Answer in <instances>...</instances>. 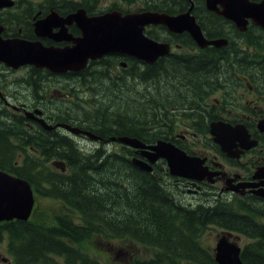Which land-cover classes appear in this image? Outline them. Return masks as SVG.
Here are the masks:
<instances>
[{"label":"flooded vegetation","instance_id":"flooded-vegetation-1","mask_svg":"<svg viewBox=\"0 0 264 264\" xmlns=\"http://www.w3.org/2000/svg\"><path fill=\"white\" fill-rule=\"evenodd\" d=\"M134 1L0 0V38L4 41H18V45H30L36 50H71L82 44L83 30L93 19L112 13L132 15L140 10L175 17L185 14L191 8L190 15L199 26L203 39L207 43L226 39L227 44L220 47L209 44L200 47L198 40L188 32H171L163 25L145 27V36L163 45L167 51L154 63H143L146 73L144 93L147 113L175 115L171 120L172 125L159 126L158 132L165 139L148 140L145 144L154 146L158 141L171 144L193 158L195 167L197 166L196 172L201 170L205 178L196 181L173 176L166 160L150 162L149 157H140L130 148H127L128 155L121 157L130 161L137 157L145 161L151 168L150 172H145L149 174V184L153 182L159 188L166 189L177 206L196 213L198 209L230 208L241 217H249L253 211H263L264 199L255 192L264 189V74L257 71L263 65L261 60L255 59L258 54L247 46V34L240 32L233 24L225 28L216 27L215 18L222 17L208 11L205 0H143L142 7L136 10ZM254 30L259 31L256 27ZM218 34L224 36L217 37ZM252 37L259 36L252 33ZM134 61L133 57L110 54L89 61L87 67L95 64L103 71L102 67L110 63L113 67L109 70L110 74L117 78L126 75L127 80H133ZM121 64L125 66L122 67ZM183 68L190 72L184 82V77L178 75ZM166 69L170 72L178 71L172 76ZM3 72L20 73V76L6 78ZM158 73L163 75L162 82L158 81ZM82 78L81 74L73 72L54 74L47 69L30 65L12 69L0 63V134L5 132L4 126H9L10 132L7 135L9 133L12 143H18L22 134H25L29 138L26 142L37 146L35 150L32 147L29 150H18L16 162L23 160L24 153L25 156H39L38 146L44 144L43 138H62L76 146V142L81 140L85 142L84 146L88 148L89 155L98 145L105 157L120 156L123 146L118 142L119 136L105 140L95 135L97 139L90 140L84 134L76 135L61 126L68 125L87 131L65 123L64 121L69 122V117L66 118L64 112L58 113L54 109L55 102L67 106L79 99L77 94L84 90L76 89L75 83ZM182 85L189 86L191 91L182 93ZM178 120L181 123L178 124ZM113 129H116L115 133L118 132L117 123ZM146 132L152 136L154 127L147 124ZM221 137L225 141L218 143L217 139ZM40 158V161L46 159L42 156ZM52 163L61 173L65 172L63 165ZM35 193L39 198L53 199L44 193ZM62 205L67 211L68 208ZM64 214L70 216L67 212ZM254 220L264 225V216L255 217ZM223 232L228 233L234 240L240 236L244 238L242 234L234 231ZM201 238L202 235L200 239L187 236L184 242L181 238L177 242L179 245H186L185 256H193L197 243H201L204 248ZM5 239L0 237V244ZM131 239L137 249L133 246L132 251L129 248L126 253L121 250L115 253L116 258L124 255L122 257L127 259L128 264H145L158 252L164 256H167V252L179 257L183 255L180 248L179 251L170 252L164 244L163 251L161 246L151 247ZM138 247L143 248L149 255L144 258ZM214 247L215 245L204 249L214 255ZM80 253L97 264H116L111 257L108 262L103 256L101 259L87 252ZM37 263L68 264L64 256L54 255ZM0 264H13V260L8 253L6 257L0 252ZM77 264L88 262L80 258Z\"/></svg>","mask_w":264,"mask_h":264},{"label":"trees","instance_id":"trees-1","mask_svg":"<svg viewBox=\"0 0 264 264\" xmlns=\"http://www.w3.org/2000/svg\"><path fill=\"white\" fill-rule=\"evenodd\" d=\"M135 2L143 5V0ZM214 24L219 28L232 26L221 18H215ZM252 28L254 27L251 26L245 33L247 42L258 54L255 59L261 60L264 66V31L259 29L261 36L252 37ZM133 66L134 79L130 82L135 83L134 87L129 84L126 75L119 78L107 75L102 82L101 72L104 69L105 72L109 70L112 67L110 63L102 67L103 71L94 64L78 72L83 78L75 85L85 89L90 99H87L84 105H78L75 112L77 119L73 123L105 140L113 136L136 138L143 143L165 139L158 132L159 126L172 125V117L169 114L147 113L144 93L145 67L137 61L133 62ZM263 66L257 71L264 74ZM178 75L184 77V82L190 72L183 68ZM104 87L110 90L119 89L117 92H121L124 99L115 96L104 97ZM180 91L189 92L191 88L182 85ZM102 92L103 103H99L95 98ZM115 123L118 131L116 133V129H113ZM147 124L154 127L152 136L146 132ZM4 129L5 132L0 134V170L27 181L33 190L60 201L74 213L80 214L83 220L79 225L69 217L59 215L53 217L51 224L15 221L0 226V237L2 234L7 235V250L13 257L14 264H38L37 261L41 263L51 255L64 256L68 264H77L80 258L88 264H97L78 250L85 241L94 236L113 239L128 237L151 247H162L165 244L170 252L179 251V248L183 250L180 257L170 255L169 252L164 256L158 252L145 264H216L213 256L201 247V243H197V246L194 244L193 256H185L186 245H179L177 242L180 238L184 242L187 236L200 239L208 225L242 234L249 240L241 252L242 263L264 264V225L254 220L255 217L264 216V210L253 211L249 217H241L230 208L198 209V213L181 209L175 205L166 189L159 188L153 182L149 184V174L134 167L129 159L121 157L128 155L126 147L121 148L117 158L105 157L98 146L90 155L83 156L71 141L43 138L44 144L38 146L39 154L47 160L51 157L57 161L62 160L61 162L66 163L65 171L70 175L44 169V173H36L40 168V160L29 159L24 153L23 160L16 162V155L18 150H29V147L35 150L37 146L26 142L29 138L25 137V134H22L18 143H12L9 133L7 135V132H10L9 126H4ZM109 162L121 165L126 176H120V171L114 167L109 169ZM57 165L61 163L57 162ZM128 179L131 181L129 188L125 185ZM114 206L119 208V220L112 214ZM162 250L165 251V248L162 247Z\"/></svg>","mask_w":264,"mask_h":264},{"label":"water","instance_id":"water-1","mask_svg":"<svg viewBox=\"0 0 264 264\" xmlns=\"http://www.w3.org/2000/svg\"><path fill=\"white\" fill-rule=\"evenodd\" d=\"M206 5L210 11H215L232 21L242 32L246 30L249 20L264 30V0L259 3H252L249 0H206ZM217 5L221 6V11ZM149 24L165 25L173 32L186 31L192 37H199L202 40L199 28L189 13L177 17L145 12L125 17L109 14L86 24L82 44L76 49L42 51L32 49L30 45L24 46L26 45L24 43L20 46L17 44L18 41H4L0 38V63L13 69L22 65H34L53 73L79 72L85 68L88 60H95L108 54H119L152 64L158 57L164 55L165 51L162 45L144 37L143 29ZM226 43V40H220L212 44L220 47ZM199 45H204V42H199ZM61 126L76 135L84 134L90 139H96L91 132L80 131L68 125ZM118 141L135 149L141 157H149L150 162H155L159 158L165 159L170 173L174 176L196 181L205 178V175L199 177L195 175L197 166L195 167L193 158L185 156L169 143L160 141L155 146H147L135 138L128 137H121ZM223 141L225 140L222 137L217 139L218 143ZM132 163L142 171H150L148 164L141 159L134 158ZM255 194L264 198V189ZM33 205V192L27 181L0 171V223L13 220L27 221ZM240 255V247L229 242L226 236L218 240L214 257L217 264H243Z\"/></svg>","mask_w":264,"mask_h":264},{"label":"rangeland","instance_id":"rangeland-1","mask_svg":"<svg viewBox=\"0 0 264 264\" xmlns=\"http://www.w3.org/2000/svg\"><path fill=\"white\" fill-rule=\"evenodd\" d=\"M135 2V1H134ZM141 7L139 3H136L135 2V10L137 8ZM113 68V67H112ZM112 68H110L109 70H111ZM109 70H107L105 72V69L103 72H101V81H105L107 75H112L114 76V74H110L109 73ZM178 71V70H176ZM175 72H170L168 69H166V72L172 76H175ZM4 73V76L6 78H16V77H19L20 76V73H9V72H3ZM133 79H134V76H133ZM163 75L161 73H158V81L159 82H162L163 80ZM167 79V78H166ZM168 80V79H167ZM129 81V84L131 86L134 87L135 83H131L130 81L132 80H128ZM168 81H172V80H168ZM131 86L128 85V88L129 90H131ZM76 89H80L78 86H76ZM123 90H125V88L123 87L122 88ZM10 90H12L10 88ZM84 92H80V94L78 93L77 96L79 97V99H76L74 101V103H71V104H67V106L63 105L61 102H55L54 103V109L55 111H57L58 113H61V112H64V115L67 117H69V122L68 124L72 125V126H77L76 124L73 123L74 120L77 119V115H75V112L77 111L78 109V105L83 103L84 105V102H86L87 99H90L87 97V92L85 91V89H83ZM104 92H105V95L104 97H110V96H115V97H119V98H123L124 97L122 96L123 94H120L121 92H117L119 91V89H113V90H110L109 88L107 89V87H104L103 88ZM162 92V91H161ZM103 95V92L101 94H99L98 97L95 98L96 101H98L99 103H103V98H101ZM105 100V99H104ZM172 117V119L175 117V115H170ZM177 123H181L180 120L177 121ZM92 133V132H91ZM79 142H76L78 145H74L76 146V150H78L80 152L81 155L83 156H88L89 153H88V148L84 146L85 142H82L81 140H78ZM74 144V143H73ZM98 145L95 146V148L97 147ZM94 151V150H93ZM121 153V152H120ZM41 154H39V156L37 155H30L28 156L29 159H41L40 156ZM37 161V160H36ZM51 161V162H49ZM62 160H59L57 161L55 158H50L49 160L47 159H43L41 162H38L40 168H38L36 170V173L38 172H42L44 173V171H42V169L46 170V171H51V172H55V173H60L59 171V168L53 166V163L52 162H60L61 164H63V166L65 167L66 166V163L64 162H61ZM111 162H109V169H111L112 167H114L116 170L120 171V176L122 175L123 177L126 176V174H124V171L125 169L117 164V163H114L112 164ZM108 169V170H109ZM107 170V171H108ZM64 174L66 175H70V173H68V171H65ZM106 174V173H105ZM103 174V175H105ZM131 184V181L129 182V179L128 181H126L125 185H127V188H129V185ZM131 188V186H130ZM85 196V194H83V197ZM36 201H37V207H36V210H35V214H34V219H41V220H44V221H47L48 224H51V216H57L59 215L61 212L64 211V207L62 205V203L56 199H50V198H45V197H36ZM226 202V201H225ZM118 210L119 208L118 207H113V216L116 218V220L118 219H121L120 218V215H118ZM67 213L70 214L69 218L75 223V224H79L81 225L83 223V220L81 218V215L80 214H77V213H74V212H70L69 210H67ZM33 218V216L31 217ZM105 218V217H104ZM54 224V223H53ZM223 235V230L217 228V227H208L206 228V230L204 231V233L202 234V238H201V242H202V245L204 246V248H211L212 246L215 245L216 243V240L217 238H219L220 236ZM2 237L3 238H6L5 240H3V243L0 244V252H2L3 255H6L7 257V251H6V248H7V237L5 234H2ZM90 240V239H89ZM85 241V243H83V245L81 246V248L83 250H81V248H79L78 250L80 252H87V253H90L92 255H95V256H99L101 258V256H103L108 262H110V258H112V260L116 263V264H128V261L126 258L122 257L124 255H121L119 256L118 258L115 257V253L118 251V250H121L122 252L126 253L129 248H131V251L133 249V246H135L136 244H134L131 240V238H128V237H124L122 239H113V238H110V237H96L94 236V238L92 237V239L90 241ZM231 241H235L240 247H243L245 244H247L249 242V240H247L245 237H239L238 239L234 240L233 238H230ZM177 246V249H178V245L176 244ZM135 248L137 249V247L135 246ZM138 250H140L141 252V255L146 258L149 253L146 252L143 248H140L138 247ZM7 252V253H6ZM107 254V256L105 255ZM120 255V254H119ZM102 259V258H101ZM183 264H186V263H183Z\"/></svg>","mask_w":264,"mask_h":264},{"label":"bare ground","instance_id":"bare-ground-1","mask_svg":"<svg viewBox=\"0 0 264 264\" xmlns=\"http://www.w3.org/2000/svg\"><path fill=\"white\" fill-rule=\"evenodd\" d=\"M83 25V24H82ZM144 85V84H143ZM100 88V87H99ZM18 132V131H17ZM196 176H202L203 175V173L201 172V170L200 171H197L196 172V174H195ZM177 207H179V208H181V209H184V210H189V211H191L190 209H186V208H183V207H180V206H177ZM192 212V211H191ZM208 228V227H207ZM220 228V227H219ZM229 242H231V243H234V241H231V240H228ZM177 258V257H176Z\"/></svg>","mask_w":264,"mask_h":264}]
</instances>
